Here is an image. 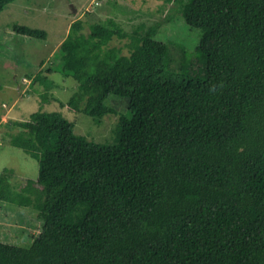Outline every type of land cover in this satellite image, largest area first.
<instances>
[{"label": "trees", "instance_id": "1", "mask_svg": "<svg viewBox=\"0 0 264 264\" xmlns=\"http://www.w3.org/2000/svg\"><path fill=\"white\" fill-rule=\"evenodd\" d=\"M168 1L201 31V75L185 53L170 71L160 23H72L59 72L78 90L62 106L101 124L118 114L106 104L115 95L131 118L120 116L113 144L76 135L59 112L16 123L11 144L38 160L42 188L14 191L6 168L0 201L33 208L43 226L27 248L0 232V264H264V0ZM115 38H130L129 55Z\"/></svg>", "mask_w": 264, "mask_h": 264}, {"label": "rangeland", "instance_id": "2", "mask_svg": "<svg viewBox=\"0 0 264 264\" xmlns=\"http://www.w3.org/2000/svg\"><path fill=\"white\" fill-rule=\"evenodd\" d=\"M178 7L168 0H15L5 7L0 13V173L6 168L11 171L8 177L14 191L33 187L37 192L42 188L36 181L38 160L11 144L12 137L20 132L17 122L27 121L38 111L59 112L74 122L76 135L96 144H113L120 116L131 118L127 99L115 95H110L106 104L118 114L106 115L101 124L84 113L62 106L78 90V83L72 77L59 72L60 45L72 23L82 20L85 33L90 32L91 24H106L109 19L118 22L128 33L140 25L148 28L160 23L155 39L168 46L170 71L182 72L185 53L187 72L193 69L198 75L200 69L196 67L200 65L193 66L192 58L196 55L201 60L195 52L201 31L187 25L177 12ZM15 25L42 30L46 38L20 35L14 31ZM130 44V38H115L110 46L129 55ZM42 226L43 220L33 208L0 201V232L4 243L30 247Z\"/></svg>", "mask_w": 264, "mask_h": 264}]
</instances>
